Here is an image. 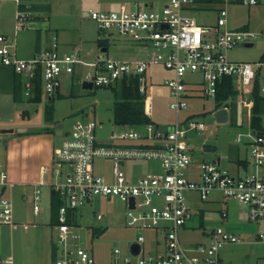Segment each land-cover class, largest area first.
Wrapping results in <instances>:
<instances>
[{"label":"built area","instance_id":"built-area-1","mask_svg":"<svg viewBox=\"0 0 264 264\" xmlns=\"http://www.w3.org/2000/svg\"><path fill=\"white\" fill-rule=\"evenodd\" d=\"M7 0H0L2 2ZM17 5V30L26 28V21L32 12ZM213 1L220 5L218 27L213 41L205 31L213 30L202 26L196 17L200 5ZM264 0H169L161 9H140L134 11L89 10L84 16L92 18L100 33L118 34L131 38L151 50L147 59L119 60L99 56L95 62H84L75 55L61 54L54 40L51 47L38 52L31 59L17 55L15 44L0 34V66L11 68L21 76L24 94L32 96L35 80L40 71L44 94L53 99L59 89V77L73 74L79 64L91 68L85 82L93 87H115L124 78L138 79L139 92L144 97V112L150 120L152 100L147 95L148 71L163 67L172 73L165 85L173 99L170 108L176 120L168 125H155L151 121L142 124L146 132L137 131V126L121 125L118 134L107 143H99L95 136L97 122L78 120L69 134L54 149V165L51 188L59 195L63 205L57 213L58 256L54 264H96L94 256L76 243L79 236L74 233L75 217L70 223V214H76L79 207L97 196L117 197L127 206V223L130 227L154 231L162 236V253L144 256L142 248L146 239L138 236L139 254L125 259V264H225L221 252L226 245L240 243L239 238L222 228L213 229L209 243L185 246L181 232L192 221V211L187 194L196 193L199 200L208 201L214 192L239 202L246 209L251 222H264V135L252 132L250 147L251 161L240 172L222 170L218 163L202 162L194 166L189 133L206 130L203 122L192 117L180 119L179 114L188 108L187 100L193 95L216 100L223 79H239L245 88L252 87L247 105H252L251 95L259 85L264 96V58L256 62H234L228 53L244 43H253L261 32L229 29V7L238 5L253 7ZM199 78V80H198ZM200 94H196L197 87ZM249 90V89H248ZM247 90V92H248ZM227 109V108H226ZM228 110V109H227ZM238 142H242L241 137ZM112 162L108 174H98L97 160ZM247 160V159H241ZM144 161L158 163L161 171L150 170L143 176L128 177L124 169L129 162ZM123 163V164H122ZM253 171L249 172V168ZM48 174V168L42 170ZM14 187L5 166L0 163V223L14 226V206L9 192ZM41 189L36 188L33 210L40 214ZM132 204L134 207L132 208ZM103 219L101 214L97 215ZM264 243V233L260 235ZM132 252V246H131ZM116 259L121 251L115 249Z\"/></svg>","mask_w":264,"mask_h":264},{"label":"rangeland","instance_id":"rangeland-1","mask_svg":"<svg viewBox=\"0 0 264 264\" xmlns=\"http://www.w3.org/2000/svg\"><path fill=\"white\" fill-rule=\"evenodd\" d=\"M21 2L23 4L35 3L34 5L46 10L42 19H28L26 21L27 29L23 31L24 33L32 35L40 30L44 35L54 31L53 29H57L56 32L61 34L59 43H61L62 53H69L70 55L75 53L73 55L84 62H95L99 56L120 60L147 59L151 50L149 47L145 49L143 45L131 38L118 34L100 33L96 22L92 18L84 16L85 12L89 10L134 11L137 8L151 9L152 6V9L159 10L169 0H21ZM219 9L220 5L213 1L210 4L200 5L195 14L200 25L210 26L213 29L205 31V35L207 33L212 41L216 35L215 29L218 27ZM36 14L33 12L31 16L35 17ZM16 16V3L13 0L2 2L0 6V32L16 27ZM228 19L230 30H244L242 25L245 24L247 25L246 30L261 32L264 29V3L253 7L231 5ZM15 39L14 37L13 40ZM98 39L105 40L107 52H103L102 47L98 46ZM53 42L54 40L52 44ZM253 44L252 47L241 46L229 51V58L234 62H256L260 60L264 55V34H261ZM91 71V68L81 66L75 74H62L59 77V92L54 99H49L44 94L41 102L32 103L29 101V97L24 94L23 100L11 108H2L0 111V131L2 129H14L13 133H0V163L7 170L12 153L19 154L16 146L17 148H30L32 155L28 160L29 163L34 169L40 168L41 165L47 167L52 179L51 182L56 181L57 178L52 175L53 169L56 168L53 162L54 149L71 134L73 124L78 120L97 122L98 127L95 136L99 143H107L112 135L119 133L121 128L114 121L113 107L116 101L121 100L120 91L112 87L85 89L83 87L85 76ZM148 75L151 76L147 90V95L152 100L150 121L155 125L172 124L176 120V114L170 108L173 99L165 85V81L171 77V73L163 67H153L148 71ZM261 88H264V82ZM235 89L237 94L232 99L233 106L228 108V122L218 123L214 117L215 100L198 97L200 95H193L194 97L187 100L188 108L179 114V118L192 117L203 122L206 126V130L199 133H189L194 165L198 166L202 162L217 163L220 160L222 170L231 173L239 171L240 175H245V169H238L236 160L247 159L251 161L250 147L245 143L251 140L248 135H252L253 132L250 126L252 105H247L252 87L245 88L243 83L236 79ZM200 92L198 86L195 93L200 94ZM239 103L243 105L242 125H238L237 119ZM50 107L54 112L52 122H48L46 117L47 108ZM20 129H27L29 133H20L18 132ZM137 131L145 133L146 127L138 125ZM32 133L37 134V136L26 137L27 139L16 142L18 138ZM239 137H241L242 142H238ZM34 146H39L40 149ZM207 148L214 149V151L207 152L205 151ZM44 157L48 162L42 164L41 160ZM94 166L98 174H108L112 168V162L101 159L97 160ZM123 169L128 177L134 175L140 177L150 170L161 171L158 163L144 161L129 162ZM248 171H253V168L250 167ZM46 180L48 182V177ZM46 200L48 201L47 209H44L43 215L48 216L51 213V204L49 199L46 198ZM187 201L195 213L188 226V232L183 233L185 245L188 242L201 241L204 231L222 228L229 233L233 232L241 243L254 244V253L257 255L264 254V243L260 241V235L264 233V222L249 221L245 207L239 202L226 198L219 192L212 193L209 200L205 202L199 200L196 193H189L187 194ZM127 212L126 204L117 197L97 196L93 198L76 211L73 229L74 233L79 236L76 243L88 250L99 263L125 264L126 258L137 259L132 256L131 246L137 242L138 236L142 235L146 239L142 245L143 255L152 254L153 250L150 247L152 232L154 231L130 227L127 223ZM98 214H101L103 219L99 220ZM93 231H98L99 235L93 236ZM241 243L236 244L237 248L242 246ZM245 248L248 247H243V251ZM115 249H119L122 253L120 260L116 259ZM260 264L264 263L260 262Z\"/></svg>","mask_w":264,"mask_h":264},{"label":"crops","instance_id":"crops-1","mask_svg":"<svg viewBox=\"0 0 264 264\" xmlns=\"http://www.w3.org/2000/svg\"><path fill=\"white\" fill-rule=\"evenodd\" d=\"M24 4L29 8V6L31 7L35 3ZM44 11L46 10L40 9L39 11H36V16H30L29 20L42 19ZM246 27L247 25H242V29L246 30ZM25 29L17 30L16 27H14L13 29L11 27L8 30L0 32L1 35H5L9 38L11 43L15 44L14 49L17 55L24 59L33 58L38 52L51 47L53 40L56 39V41L59 43L61 38V34L56 32L57 29H53L55 32H47L44 35H42L40 30L36 31V34H27L23 32ZM13 36L16 38L15 40H13ZM58 45L59 52L61 54H67L61 52V43H59ZM77 66L85 67L86 65L79 64ZM77 66L73 74L77 73L78 69L80 68ZM17 81L18 77L14 74L11 68L0 66V111L2 110V108H11L14 104H17L14 99V86L17 84ZM23 130L24 131L20 133H29L27 129ZM33 136L35 137L37 136V134L32 133L25 137L18 138L16 142L27 139L26 137ZM34 147L40 149L39 146ZM16 149L19 151V154L12 153V158H10V164L8 165L7 170L10 180L14 183V187L9 192V196L11 197L14 206L15 225L10 226L0 223V264H54L58 256L56 247V221L54 219L52 209L50 215H43L44 209H47L48 201L46 200V198L49 199L50 204L52 202L53 189L50 186L52 179L49 176V173L45 175H43L42 173V170L47 167L41 165L40 168L34 169L33 166L29 163L28 160L32 155L30 148H17L16 146ZM21 152H26L27 154ZM41 161L42 164L48 162L45 157L42 158ZM33 163L35 164V161H33ZM194 166L196 167L197 165ZM46 177H48V182L46 180ZM36 188L41 189V212L38 215H36L33 210ZM188 228L189 227L181 232L182 242L183 233L188 232ZM229 229L231 230V228ZM212 231L213 230L204 231L201 241L188 242L186 243L187 245H185V243L183 242V244L185 246H192L199 243H209ZM152 233L153 234L150 247V249L153 250L152 254L162 253L165 247L163 237L157 235V233L155 232ZM232 234L234 233L232 232ZM234 245L236 244L226 245L221 252V257L225 264H260V262L264 263V254L257 255L256 253H254V244L241 243L242 246H240V248H237V245ZM246 246L248 248H245V250L243 251V247ZM96 264L106 263H99L96 260Z\"/></svg>","mask_w":264,"mask_h":264},{"label":"trees","instance_id":"trees-1","mask_svg":"<svg viewBox=\"0 0 264 264\" xmlns=\"http://www.w3.org/2000/svg\"><path fill=\"white\" fill-rule=\"evenodd\" d=\"M200 3L207 2L209 0H198ZM21 9L28 12H36L41 9L38 5H32L29 8L22 4ZM98 46L102 48H107L105 40L98 39ZM108 50V48H107ZM264 58V55L262 56ZM15 74V73H14ZM18 77L17 84L14 86V99L16 102L23 100L24 95V84L22 82L21 76L15 74ZM115 90L120 91L121 100L116 101L113 107L114 121L116 125H142L150 122L147 115L144 112V97L139 92L138 79L134 77L124 78L117 86L112 87ZM58 91L56 92V94ZM237 91L235 89V80L232 77H227L223 79L220 84L219 92L215 100L216 110L221 108H231L233 106L232 99L236 96ZM44 96L43 91V81L41 72L37 74L35 80V88L33 90L32 96L29 97V101L32 103L41 102ZM56 96V95H55ZM55 98V97H54ZM53 98V99H54ZM252 102V116H251V129L253 132L260 135H264V96L260 93L259 85L257 84L251 95ZM47 121L52 122L54 120V112L52 108H47ZM237 124V121H236ZM236 163L239 167L247 166L248 160L237 159ZM63 205V201L59 198V195L52 190V202L51 209L54 219L57 223V213L59 208ZM75 214H70V223H73ZM98 231H93V236L97 235ZM99 235V234H98Z\"/></svg>","mask_w":264,"mask_h":264},{"label":"water","instance_id":"water-1","mask_svg":"<svg viewBox=\"0 0 264 264\" xmlns=\"http://www.w3.org/2000/svg\"><path fill=\"white\" fill-rule=\"evenodd\" d=\"M254 44L253 43H244L241 46L242 47H252ZM103 52H107V48L102 49ZM83 87L85 89H93V84L90 82H84ZM214 117L216 118L218 123H226L229 121V115H228V110L225 108L218 109L216 112H214ZM237 119H238V125L242 124V104H238L237 108ZM63 127V125H61ZM23 129H20L19 132H23ZM14 129H2L0 133L6 134V133H13ZM205 151L210 152L214 151V149H205ZM218 164H220V160L217 161ZM123 164V163H122ZM134 207V204H132V208ZM140 251V245L139 244H134L132 245V253L137 255L139 254Z\"/></svg>","mask_w":264,"mask_h":264}]
</instances>
